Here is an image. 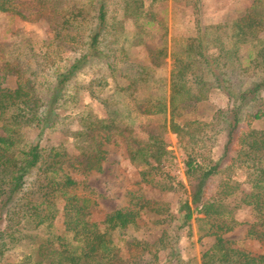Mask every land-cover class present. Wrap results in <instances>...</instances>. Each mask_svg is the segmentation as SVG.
<instances>
[{"label": "trees", "instance_id": "16d2710c", "mask_svg": "<svg viewBox=\"0 0 264 264\" xmlns=\"http://www.w3.org/2000/svg\"><path fill=\"white\" fill-rule=\"evenodd\" d=\"M165 1L0 0L2 14L25 21L44 16L53 35L43 43L42 53L17 55L2 69L15 77L16 86L0 84V260L17 244L34 243L42 236L34 264L157 261V249L153 256L149 251L156 243L121 238L138 228L144 217L156 225L172 219L169 205L146 198L140 189L129 191L125 207L97 221L93 217L97 203L79 194L84 183L73 179L71 172L73 168L82 175L102 172L106 146L122 137L141 183L173 191L156 180L170 156L165 141L169 112L171 132L187 138L185 174L191 201L183 204L184 224L195 219L201 239L214 238L202 254V264H264V251H247L227 237L247 225L245 238L264 247V130L251 127L264 118L260 97L264 91V0H252L248 9L220 29L203 25L200 0H183L193 11L196 34L181 39L173 52L168 100L154 95L162 85L156 71L164 64L166 47L149 49L141 36L143 29L157 24L164 29L152 9ZM131 19L141 31L128 35L126 22ZM130 47L149 49L146 59L132 60ZM212 47L217 50L215 56L210 54ZM67 49L70 55L64 57ZM82 76L91 77L86 89L93 98L101 93L96 88L106 89L110 81L113 88L101 100L107 118L87 112L75 119L82 128L72 132L70 118L62 112L74 100L73 90L79 88ZM117 78L126 79L128 85L118 84ZM213 91L221 92L228 105L216 109L210 123L182 119L188 103L207 102ZM143 116L163 120L139 135L137 122ZM32 126L39 135L52 129L68 133L83 162L74 166L63 146L44 149L25 144L24 130ZM218 138L223 150L214 160L209 144ZM237 172L244 174L245 182L236 180ZM244 185L249 192L242 189ZM242 209L250 210L253 218L238 221L236 213ZM59 215L64 230L56 234L50 230ZM163 236L167 240L166 231ZM121 240L127 258L121 256ZM31 262L28 257L21 264Z\"/></svg>", "mask_w": 264, "mask_h": 264}, {"label": "rangeland", "instance_id": "374dc122", "mask_svg": "<svg viewBox=\"0 0 264 264\" xmlns=\"http://www.w3.org/2000/svg\"><path fill=\"white\" fill-rule=\"evenodd\" d=\"M21 1L31 3L33 0ZM200 1L203 25L214 27L215 29L222 28L232 17L244 12L252 4V0ZM152 10L158 14V20H162L165 27L162 29V24H157L156 26L145 28L142 30L143 34L141 36L149 49H155L160 45L163 46V44L166 47L164 64L156 71L157 77L162 80V85L154 91V95L165 97L168 100L170 97L173 52L180 46L181 39L195 36V20L192 9L186 6L183 0H166L154 6ZM126 30L128 35H130L136 31H141V28L140 25L135 27L134 21L131 19L126 22ZM261 37L264 38V32L261 34ZM52 38L53 35L49 29L47 20L42 15H35L29 21H25L18 16L12 17L11 15L0 13V84L15 88L16 79L13 75H6L3 72L4 65L12 61L17 55L32 56L33 53L39 55L45 50L42 46L43 43L50 41ZM149 49H131L130 47L129 52L134 57L132 60H145ZM210 54L215 56L217 50L212 47ZM69 55L70 51L67 49L64 57ZM90 79L91 77L88 76L79 77V88L73 90L75 98L68 104L66 110L62 112L63 116H69V129L72 132L82 128L78 120L75 119H78L79 116L87 112H92L94 116L100 119H106L108 116L101 100L108 97L109 91L113 88V83L110 81V86L106 89L96 88L97 92L101 90V93L99 97L93 98L86 89ZM117 83L122 86L128 85V81L124 78H117ZM260 97L264 99V91ZM227 105L228 101L225 96L219 91H213L207 102L188 103L183 111L182 119L210 123L214 111L218 108H225ZM166 118L167 133L165 141L170 156H168L156 180L173 187V191H161L160 188L153 185L141 183L138 170L128 159L126 145L122 137L117 138L116 142H111L106 146L108 154L106 160L103 162L102 172L94 171L82 175L78 169L73 168L71 175L76 181L84 183V186L79 188V194L87 195L97 203L93 214L94 219L97 221H102L109 213L125 207L128 202L129 191L140 189L146 198L161 200L168 204L170 212L173 215L172 219H169L164 224L156 225L151 218L144 217L140 221L138 228L128 230L126 235L121 239L133 237L150 244L156 243V248H150L149 251L152 252L153 256L157 249L156 256L158 260L149 264H202V254L213 245L214 238L201 239L195 219L189 224H184L183 216L185 209L183 208V204L187 200L191 201V187L185 174L187 138L182 139L173 134L169 125V112ZM162 120V118L155 116L139 117L136 132L139 135H144L157 124L161 123ZM251 127L264 130V118L252 123ZM24 136L25 144H38L44 149L63 146L68 158L72 160L71 162L76 167L79 166L80 162H83V158L79 156V151L76 149L73 139L61 129L46 130L43 135H39L38 129L32 126L24 130ZM222 150V140L220 138L209 144L210 155L214 160L220 158ZM236 180L240 183L245 182L244 174L237 172ZM242 189L246 192L250 191V187L247 185L242 186ZM252 218L250 210L247 209L239 210L236 213V219L240 222L251 220ZM246 229L247 225L239 227L236 231L227 235V237L236 241L238 246L247 251L262 253L264 247L260 242L245 238ZM63 230L62 216L59 215L50 232L61 234ZM165 231L168 237L167 240L163 239ZM41 238L42 236L36 239L34 243L23 241L17 244L15 248L7 252L6 256L0 260V264H21L28 257L32 261L30 264H34L38 260L37 248L41 242ZM120 246L122 250L121 256L127 258L128 252L125 242L121 240Z\"/></svg>", "mask_w": 264, "mask_h": 264}]
</instances>
